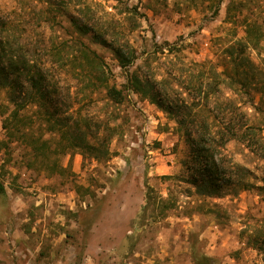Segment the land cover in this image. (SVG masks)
<instances>
[{"label": "rangeland", "instance_id": "1", "mask_svg": "<svg viewBox=\"0 0 264 264\" xmlns=\"http://www.w3.org/2000/svg\"><path fill=\"white\" fill-rule=\"evenodd\" d=\"M0 19L15 57L29 58L36 47L71 51L84 41L125 95L113 104L99 83L82 80L71 82L68 94L62 75L54 120L67 118L87 136L99 130L111 156L98 161L75 148L44 159L35 142L40 137L59 151L68 145L43 117L56 108L29 105L25 114L34 122L25 138L12 141L3 123L13 105L0 86V175L7 192L0 196V229L8 224L17 243L13 258L0 264H195L194 249L218 264H264V0H0ZM75 19L92 32L82 36ZM244 19L263 33L256 47L247 43ZM233 46L255 65L249 85L232 86L220 76ZM114 48L135 51L128 70L170 103L167 110L126 87ZM217 80L209 105L238 104L263 148L227 143L224 157L246 186L209 197L191 183L187 137L206 117L196 104Z\"/></svg>", "mask_w": 264, "mask_h": 264}, {"label": "trees", "instance_id": "2", "mask_svg": "<svg viewBox=\"0 0 264 264\" xmlns=\"http://www.w3.org/2000/svg\"><path fill=\"white\" fill-rule=\"evenodd\" d=\"M46 2L51 5V0H46ZM229 9L228 13L231 11ZM0 24L2 26L0 32L3 33L0 36V86L7 89L10 102L13 105L11 113L4 120L3 129L12 141L19 140L20 136L25 138L27 136L26 126H31L34 122L25 114L29 105L38 104L37 108L41 111L43 108L48 110V107H55L56 110L59 108V100L63 94L59 84V78L62 75L65 76L61 80L67 85L68 94L71 92L72 85L70 83L82 80L86 84L89 83V87L99 83L106 97L113 104H122L125 101L124 91L110 83L109 72L103 58L84 41H79V46L72 47L71 51L67 50V47L63 50L36 47L29 58L26 56L25 58L15 57L8 50L12 45L8 38L9 35H7L9 30L3 27L5 23L1 19ZM72 25L82 36L93 30L86 23L79 25L77 19L73 21ZM243 26L247 43L254 47L258 46L263 39V33L257 22L244 19ZM114 52L120 68L126 72V87L137 95L157 101L160 107L167 110L170 103H164L165 99L163 100L157 90L145 82L137 71L128 70L136 60L135 51L130 48H114ZM236 52L235 46L227 50L226 57L230 58V64L220 73V76L230 80L232 86H236V84L249 85L251 82L247 83V81L253 78L250 77L249 71L253 70L255 65L248 57L244 56V51H240V54H236ZM219 80L215 85L209 83L203 102L199 101L196 104V107H201L207 112V115L196 123L198 132L195 135L188 133L187 137L191 149L190 164H188L191 183L196 187L199 195L209 197L235 195L246 186V183L238 176L240 169L224 157L223 150L227 143L233 140L239 141L246 144L253 152H258L263 148L261 135L257 128L249 123L246 114L238 104L229 100L223 103L214 102L212 107L209 105L214 100V95L217 92L216 85L220 84ZM27 84L31 91L25 90ZM23 94L25 98L22 97ZM70 100L71 97L69 99L71 103ZM63 104H67L65 99ZM49 112L48 110L43 114L46 125L50 126V131L53 134H58L63 139L67 138L68 145H61L63 149L59 151V149L51 147L50 140H43L40 137L35 142L36 144L42 143L39 150L42 153L46 152L44 154L46 156L43 155L44 159H51V154H65L75 148L81 149L85 153L88 152L91 159L98 161L110 159L108 141L101 137L99 130L89 133L88 137L84 130L81 131L80 128L77 130L71 126L67 118L54 120L56 115H60L58 110ZM180 125L182 127L185 125L183 119H180ZM107 130L110 129L107 128ZM90 138L95 142L90 141ZM6 195V188L0 175V196ZM149 199L150 197H148L147 206L152 201ZM210 210L212 212V209ZM193 260L195 264H218L214 258L201 254L196 249L193 250Z\"/></svg>", "mask_w": 264, "mask_h": 264}, {"label": "crops", "instance_id": "3", "mask_svg": "<svg viewBox=\"0 0 264 264\" xmlns=\"http://www.w3.org/2000/svg\"><path fill=\"white\" fill-rule=\"evenodd\" d=\"M3 227H4V231L2 230V228L0 229V246H4L5 249L1 250L2 247H0V263L4 259L9 260V259H12L13 258V256H14V250H15L14 248L17 245L16 241H13V239L10 238V235L11 234L7 232V230L10 229V228H8V224L3 225ZM3 236H5V238ZM1 251L5 255L4 258L1 257V254H2Z\"/></svg>", "mask_w": 264, "mask_h": 264}]
</instances>
